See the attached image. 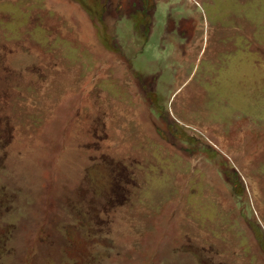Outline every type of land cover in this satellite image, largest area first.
<instances>
[{
  "label": "rangeland",
  "instance_id": "obj_1",
  "mask_svg": "<svg viewBox=\"0 0 264 264\" xmlns=\"http://www.w3.org/2000/svg\"><path fill=\"white\" fill-rule=\"evenodd\" d=\"M0 264H264V0H0Z\"/></svg>",
  "mask_w": 264,
  "mask_h": 264
}]
</instances>
